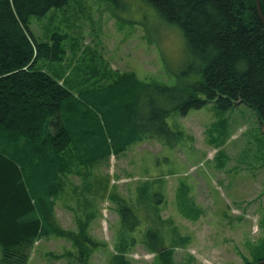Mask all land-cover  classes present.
I'll list each match as a JSON object with an SVG mask.
<instances>
[{"label":"trees","instance_id":"16d2710c","mask_svg":"<svg viewBox=\"0 0 264 264\" xmlns=\"http://www.w3.org/2000/svg\"><path fill=\"white\" fill-rule=\"evenodd\" d=\"M109 1L128 16L123 17L127 23L144 27L162 67L174 77L171 85L132 73L115 74L100 84L104 74L111 75L105 66L99 74L89 65L84 79L74 78L64 57L69 51L75 58L80 45L59 30L38 39L29 27L31 17L69 0H0V264H28L36 241L71 236L52 225L53 198L63 190L59 178L69 165L99 166L147 140L174 148L182 138L167 122L174 111L185 115L210 102L228 111L242 104L254 111L264 132V22L255 0ZM259 3L264 19V0ZM135 5H141L137 12ZM149 10L158 26L179 37L182 52L175 60L168 62L157 28L143 18ZM86 183L81 194L91 187ZM141 191L150 203L160 195ZM117 202L113 262L130 264L124 255L142 222L125 202ZM170 234L182 240L176 229ZM150 235L145 237L155 249L159 237ZM73 238L81 263L102 246L82 231ZM160 256L171 264L168 254ZM262 260L264 254L250 264Z\"/></svg>","mask_w":264,"mask_h":264},{"label":"rangeland","instance_id":"374dc122","mask_svg":"<svg viewBox=\"0 0 264 264\" xmlns=\"http://www.w3.org/2000/svg\"><path fill=\"white\" fill-rule=\"evenodd\" d=\"M138 6L132 9L137 12ZM144 15L157 28L168 62L175 60L182 52L179 37L158 26L152 11ZM123 17L128 16L109 0H69L42 17H31L29 27L38 39L59 30L80 45L75 58L69 51L64 57L74 78L84 79L89 65L99 74L105 66L111 75L104 74L100 84L115 74L132 73L171 85L174 77L165 72L144 27ZM167 122L182 133L172 149L147 140L99 166L69 165L70 171L59 178L63 190L53 198L52 225L71 236L36 241L28 264H114L117 201L142 222L124 255L130 264H164L160 254L165 253L171 264H250L264 254V132L254 111L242 104L224 111L210 102L185 115L174 111ZM86 181L91 187L81 194ZM142 189L147 196L160 195L150 203ZM173 229L182 242L172 240ZM80 231L102 243L85 263L79 262L74 245L73 234ZM150 233L159 237L155 249L145 237Z\"/></svg>","mask_w":264,"mask_h":264},{"label":"water","instance_id":"95a60500","mask_svg":"<svg viewBox=\"0 0 264 264\" xmlns=\"http://www.w3.org/2000/svg\"><path fill=\"white\" fill-rule=\"evenodd\" d=\"M255 1H256L257 11H258V13H259L260 18L262 19V15H261V12H260V9H259V0H255ZM256 264H264V260L259 261V262H257Z\"/></svg>","mask_w":264,"mask_h":264},{"label":"bare ground","instance_id":"6f19581e","mask_svg":"<svg viewBox=\"0 0 264 264\" xmlns=\"http://www.w3.org/2000/svg\"><path fill=\"white\" fill-rule=\"evenodd\" d=\"M255 4H256V1H255ZM259 5H260V3H259ZM256 9H257V7H256ZM259 9H260V6H259ZM258 12V11H257ZM261 12V11H260ZM258 15H259V13H258ZM260 17V16H259ZM262 21L264 22V19H263V17H262Z\"/></svg>","mask_w":264,"mask_h":264}]
</instances>
